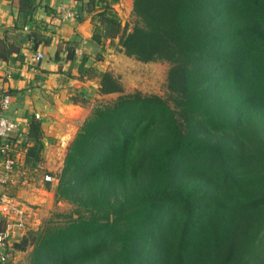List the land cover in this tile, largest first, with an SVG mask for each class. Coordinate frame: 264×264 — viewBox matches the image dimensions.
Returning <instances> with one entry per match:
<instances>
[{
  "label": "trees",
  "instance_id": "obj_1",
  "mask_svg": "<svg viewBox=\"0 0 264 264\" xmlns=\"http://www.w3.org/2000/svg\"><path fill=\"white\" fill-rule=\"evenodd\" d=\"M113 1H81L76 18L96 20L95 44L167 62L168 96L95 107L54 190L75 217L29 229L9 253L32 247L29 264H264V0H132L130 31ZM12 4L27 21L39 3ZM66 50L71 59V42ZM80 71L102 95L123 92L109 71ZM27 137L23 167L35 170L44 144L34 115Z\"/></svg>",
  "mask_w": 264,
  "mask_h": 264
},
{
  "label": "crops",
  "instance_id": "obj_2",
  "mask_svg": "<svg viewBox=\"0 0 264 264\" xmlns=\"http://www.w3.org/2000/svg\"><path fill=\"white\" fill-rule=\"evenodd\" d=\"M81 1L85 0H38V6L25 21L13 6V0H0V54L5 56L0 59V95L9 92L11 99L6 115L18 122L21 132L12 153L16 169H22L25 146L30 144L27 124L32 115L41 121L42 166L50 170L52 157L58 160L64 157L63 150L74 131L66 127L63 102L75 94L86 93L84 87L92 84L86 73L80 71L82 64L84 68L100 71L93 57L109 44L104 47L95 44L93 34L83 30L88 16L82 21L76 18ZM119 2L113 1L112 5ZM67 14L71 16L65 17ZM32 31L47 42L32 43L28 39ZM70 42L74 54L68 59L66 49ZM37 54L41 56L39 60ZM13 195L21 204L32 203L22 198L21 189Z\"/></svg>",
  "mask_w": 264,
  "mask_h": 264
},
{
  "label": "rangeland",
  "instance_id": "obj_3",
  "mask_svg": "<svg viewBox=\"0 0 264 264\" xmlns=\"http://www.w3.org/2000/svg\"><path fill=\"white\" fill-rule=\"evenodd\" d=\"M120 19L121 27L127 26L130 31L134 25L135 17L132 14V0H121V2L112 5ZM96 20L92 19V34ZM115 43L111 44L107 49L102 50L93 58L100 56L97 66L100 71H109L117 77L123 87L122 93H114L102 95L96 90L98 88L97 79L92 73L87 72L86 76L90 78L92 84L84 87L86 93L71 96L66 102L64 109V118L69 128H73L74 135L63 150L65 157L69 144L74 140L83 122L92 114L95 107L108 104L123 94L140 92L142 95H157L167 98L166 80L167 72L170 65L165 61H155L142 63L132 57H127L123 53L118 52ZM64 157L58 160V157L51 158L50 170L40 164L38 169H29L23 167L16 169L13 176V184L8 185L5 189L17 202L16 194L18 189L22 190V198L29 200L30 204L22 202L21 206L24 210L27 229L22 231V236L31 230H39L45 225H58L67 221L69 217H75V207L66 201L58 200L54 196V190L57 186V174L62 170ZM55 161V163H54ZM44 165V164H43ZM50 172L53 175L51 181H45V173ZM45 182H50L49 188L45 186ZM16 185V186H14ZM18 188V189H17ZM21 236V237H22ZM20 237V238H21ZM20 238L16 239L18 241ZM32 247L25 252L16 251L10 259V264H29V254Z\"/></svg>",
  "mask_w": 264,
  "mask_h": 264
},
{
  "label": "built area",
  "instance_id": "obj_4",
  "mask_svg": "<svg viewBox=\"0 0 264 264\" xmlns=\"http://www.w3.org/2000/svg\"><path fill=\"white\" fill-rule=\"evenodd\" d=\"M68 16L71 14L65 17ZM40 58L41 56L37 54L36 59ZM10 99V95L5 92L0 95V264H10V246L22 236V231L27 229L21 204L5 189L13 184L12 176L15 172V160L12 156L15 142L9 140V137L13 134H17L19 138L21 136L18 122L6 115ZM44 180L51 181V178L46 175Z\"/></svg>",
  "mask_w": 264,
  "mask_h": 264
},
{
  "label": "water",
  "instance_id": "obj_5",
  "mask_svg": "<svg viewBox=\"0 0 264 264\" xmlns=\"http://www.w3.org/2000/svg\"><path fill=\"white\" fill-rule=\"evenodd\" d=\"M91 20H92V16H88V18L84 21L83 23V30L86 31V32H89L90 34H92L90 31L92 29V24H91Z\"/></svg>",
  "mask_w": 264,
  "mask_h": 264
}]
</instances>
